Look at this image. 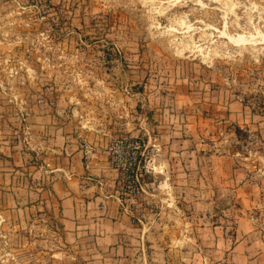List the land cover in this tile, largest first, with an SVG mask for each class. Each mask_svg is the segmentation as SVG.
Here are the masks:
<instances>
[{"label": "rangeland", "instance_id": "obj_1", "mask_svg": "<svg viewBox=\"0 0 264 264\" xmlns=\"http://www.w3.org/2000/svg\"><path fill=\"white\" fill-rule=\"evenodd\" d=\"M262 36L264 0H0V264L206 262L214 227L238 215L217 156L251 151L258 132L237 114L264 115ZM35 114L72 121L106 156L128 256L65 241L55 176L32 155ZM131 154L127 177L113 159Z\"/></svg>", "mask_w": 264, "mask_h": 264}, {"label": "crops", "instance_id": "obj_2", "mask_svg": "<svg viewBox=\"0 0 264 264\" xmlns=\"http://www.w3.org/2000/svg\"><path fill=\"white\" fill-rule=\"evenodd\" d=\"M245 114H237L245 125L238 120L236 125L248 133L253 128L258 132L245 141L251 151L237 146L217 156L219 190L235 193L231 207L238 215L231 217V232L214 227V248L203 250L206 262L202 264H264V115H250L258 120L246 124ZM27 121L32 155H38L55 176L48 192L60 206L65 241L75 243L89 237L102 245L99 251L128 256L131 249L124 241L130 238L125 230L132 221L120 207L116 176L106 156L80 144L72 121L63 116L35 114ZM234 142L240 143L237 138ZM124 261L132 264L130 258Z\"/></svg>", "mask_w": 264, "mask_h": 264}, {"label": "built area", "instance_id": "obj_3", "mask_svg": "<svg viewBox=\"0 0 264 264\" xmlns=\"http://www.w3.org/2000/svg\"><path fill=\"white\" fill-rule=\"evenodd\" d=\"M119 144H120V147L121 148H124L125 145L122 144V142H120ZM126 147L128 148L129 145L127 144ZM113 163H116L115 166L118 169H121L122 171H124L123 174L125 176L129 177L130 176V173H133V171H134V166L136 165V158H135V156L133 154H131V155L128 156V167L123 166L122 168H120L118 166L117 162H115L114 159H113ZM131 177H133V176L131 175ZM128 189H129L128 191L131 192V193H134L135 192V187H129Z\"/></svg>", "mask_w": 264, "mask_h": 264}, {"label": "bare ground", "instance_id": "obj_4", "mask_svg": "<svg viewBox=\"0 0 264 264\" xmlns=\"http://www.w3.org/2000/svg\"><path fill=\"white\" fill-rule=\"evenodd\" d=\"M259 33V32H258ZM238 38H234L233 39V42L234 43H238V45H239V43L241 44L242 43V41L244 42V39H243V37H241V36H237ZM251 40V39H250ZM261 40L264 42V36H262L261 37ZM246 41L248 42L249 40H247V39H245V44H246ZM253 41V40H252ZM250 42V41H249ZM248 44H250V43H248ZM253 45H254V43H253Z\"/></svg>", "mask_w": 264, "mask_h": 264}]
</instances>
